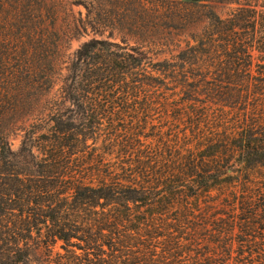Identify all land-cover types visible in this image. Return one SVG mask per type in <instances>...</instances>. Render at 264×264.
<instances>
[{
  "label": "trees",
  "instance_id": "16d2710c",
  "mask_svg": "<svg viewBox=\"0 0 264 264\" xmlns=\"http://www.w3.org/2000/svg\"><path fill=\"white\" fill-rule=\"evenodd\" d=\"M69 5L83 6L85 17L76 19ZM227 5L235 7L224 13ZM87 29L117 34L125 46L85 42L59 90L81 117L64 120L45 107L29 131L50 133L47 145L13 153L7 136L49 96L65 45ZM128 40L137 44L131 53ZM148 53L170 60L147 73ZM158 72L181 93L200 86L208 104L246 117L254 107L247 112L248 97H264V0H0V264H264V132L256 122L244 119L216 160L201 149L207 139L194 149L167 147L169 161L140 163L138 178L122 169L128 185L73 180L71 152L88 134L115 127L114 108L103 104L128 101L136 83ZM240 86L246 93L237 97ZM235 153L232 170L227 158ZM57 242L65 255L51 257ZM41 249L45 258L34 259Z\"/></svg>",
  "mask_w": 264,
  "mask_h": 264
},
{
  "label": "rangeland",
  "instance_id": "374dc122",
  "mask_svg": "<svg viewBox=\"0 0 264 264\" xmlns=\"http://www.w3.org/2000/svg\"><path fill=\"white\" fill-rule=\"evenodd\" d=\"M71 1L67 0L69 3ZM229 7H235V5H227L222 8V11L227 12L230 9ZM68 8L76 19L85 17L83 6L69 5ZM91 39L108 40L125 46L119 35L115 34L113 37H109L108 31L98 35L87 29L86 33L70 39L63 50L55 87L48 97L39 101V105L32 114L17 122V127L7 136L6 140L13 153L18 154L24 148H27V150L28 148L32 149L34 153H37L41 150V145H47V143L42 142V139L51 137L50 133L41 130L32 136L31 132L36 131V128L29 131L31 123L40 124V121L34 119L42 113L45 107L60 109L65 114L64 120L68 116L74 117V119L81 117V115L76 114L74 103L60 98L59 90L63 87L68 76V68L74 54L85 42ZM133 47H137L135 41L128 40L126 42L128 52L131 53L130 48ZM149 48V46H145L141 50L147 52L151 50ZM165 58L170 60L168 54L155 58L152 53H148L143 63L145 71L151 73V63L162 61ZM183 71L187 77L185 83H191L195 80L191 78L193 73L191 70L185 68ZM153 75L157 78L155 81L147 80V84L136 83L135 87L138 89L134 90L135 94L133 93L128 101L117 99L103 104L106 107L114 108L113 123L115 127L111 129L108 126L102 127L100 132L94 135L88 134L83 145H79L78 149L71 152L68 169L73 180L85 184L91 181L93 186H97L98 181L128 185L130 183L122 176L124 172L122 169H132L133 177L138 178L134 171L140 163H144L146 167H149L146 169H150V166L159 167L160 164L169 161L167 147L176 146L180 149H194L199 143H205L207 139H211L210 146H205L206 143L201 149L204 155L212 156V160H216L217 155L221 156V150L218 148L221 141L228 137L226 141L230 143L233 136H238L243 127L244 119L249 123H258L259 128L257 131L260 136L264 132V97L255 95L259 99L255 102L256 99L252 101V97L249 96L246 100L247 112L253 106L256 109L252 110V108L248 115L243 117L241 115L242 111L238 109L208 104L210 99L200 86L195 88L186 87L187 94H184L180 92V86L174 88V83L166 76L168 72L166 74L158 72L157 74L153 73ZM238 80L233 79L236 83H238ZM251 88V86L248 88L249 95L252 94ZM233 89H239L235 93L238 97L240 95L244 96L247 88L240 86ZM193 91L196 94H193ZM209 106H211L210 109H203ZM49 111H44V115L46 116ZM18 127H23L24 130ZM259 134L256 135L259 136ZM23 142H26L27 145H23ZM204 159L208 162L212 161L210 158L204 157ZM237 159L238 155L236 153L235 155H229L227 158L229 164L234 165L232 170L239 165ZM20 161L23 167H28L26 163L30 159L26 154H22ZM222 162L224 163V159ZM82 176L83 178H81ZM35 240L33 234V239L29 242V245H32ZM62 244V242L56 243L52 249L51 257H55L56 253L65 255V251L61 248ZM44 252V249L39 250L34 259H44L46 256ZM80 253L79 250H76V254L80 255Z\"/></svg>",
  "mask_w": 264,
  "mask_h": 264
}]
</instances>
